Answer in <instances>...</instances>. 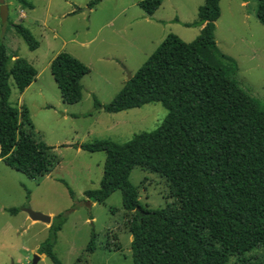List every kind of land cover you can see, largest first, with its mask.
<instances>
[{
	"label": "trees",
	"instance_id": "16d2710c",
	"mask_svg": "<svg viewBox=\"0 0 264 264\" xmlns=\"http://www.w3.org/2000/svg\"><path fill=\"white\" fill-rule=\"evenodd\" d=\"M18 1L34 8L27 0ZM100 1H91L90 7ZM221 1L206 0L199 20L186 24L204 26L194 41L168 35L111 103L94 97L95 108L107 113L160 103L168 111L162 124L125 143L103 139L77 145L106 153L99 189L85 193L89 200L105 203L121 191L124 210L134 213L128 225L132 264H229L232 258L239 264H264L248 256L264 249V105L240 86L236 60L219 50L215 31ZM256 1L257 18L264 24V0ZM163 2L144 0L140 7L153 16ZM14 27L31 51L39 49L29 28ZM50 69L64 103H80L90 69L67 52L59 53ZM38 74L0 40V158L30 179L53 170L54 148L32 135L25 110L11 101V80L23 93ZM136 168L164 178L174 203L144 206L130 181ZM8 211L17 214L19 209ZM65 222L64 214L54 217L38 251L54 264H63L54 246ZM95 237L88 252L96 250Z\"/></svg>",
	"mask_w": 264,
	"mask_h": 264
},
{
	"label": "rangeland",
	"instance_id": "374dc122",
	"mask_svg": "<svg viewBox=\"0 0 264 264\" xmlns=\"http://www.w3.org/2000/svg\"><path fill=\"white\" fill-rule=\"evenodd\" d=\"M27 1L33 9L18 0H7L9 19L4 23L0 17V40L10 55L28 60L38 72L44 70L23 97L24 107L18 105L19 92L11 80V101L25 110L34 138L54 148L56 165L49 175L30 179L0 160V264H21L26 255L32 262L36 253L24 249H35L48 237L41 225L27 224V209L66 217L54 246L63 264H132L128 225L134 213L124 210L121 191L105 203L89 200L85 193L99 189L106 153L79 150L77 145L103 139L125 143L162 124L168 111L160 103L107 113L95 108L94 97L102 104L111 103L129 75L144 65L168 35L175 34L187 43L194 41L200 27L186 24L199 20V9L206 0H164L152 17L140 7L144 0H102L92 14L87 11L76 17L62 16L70 9L66 0H53L51 9L50 0ZM220 6L222 14L215 31L219 50L236 60L240 86L264 105V24L257 18L258 2L223 0ZM74 8L77 12L84 9L79 4ZM22 13L26 18H21ZM16 24L31 30L40 43L38 50L29 49L16 32ZM58 52L70 53L91 71L83 78V99L76 105L64 103L51 73L49 62ZM45 104L53 107L46 109ZM65 109L76 117L63 119ZM23 122L28 125L26 119ZM130 181L144 206L159 209L174 203L168 182L158 174L136 168ZM4 208H18L19 213L14 216ZM93 235L96 250L88 252ZM248 256L264 261V249ZM39 264L54 262L45 257ZM229 264L239 263L232 258Z\"/></svg>",
	"mask_w": 264,
	"mask_h": 264
},
{
	"label": "crops",
	"instance_id": "0c3cea01",
	"mask_svg": "<svg viewBox=\"0 0 264 264\" xmlns=\"http://www.w3.org/2000/svg\"><path fill=\"white\" fill-rule=\"evenodd\" d=\"M91 0H85L83 3H77V1H75V0H66V3L67 4H69L70 5V9H67V10H65L64 12H63V14H62V16L63 17H69V16H72V17H76V16H78V15H83V13H86L87 11H89V13L90 14H92L93 12H94V7L96 6H94V7H90V4H91V2H90ZM93 1V0H92ZM102 2V0L100 1V3ZM222 2V1H221ZM78 4H79V6L81 7L82 6V8H84V9H81L82 11L81 12H77V10H75V6H78ZM243 4H246V2H244ZM52 5H53V0H50L49 1V5H48V9H51L52 8ZM90 7V8H89ZM87 8V9H86ZM77 13H80V14H77ZM154 16V15H153ZM22 17H24V18H26V15L24 14V13H22V15H21V18ZM148 17H152V16H149L148 15ZM24 18H22V19H24ZM204 28V26H200V30H202ZM160 46V45H159ZM59 54V52L52 58V60L49 62V66L51 67V63H52V61L55 59V57L57 56ZM17 55V54H16ZM18 56V55H17ZM20 57V56H19ZM39 74H38V76H37V79L23 92V93H20L19 91V100H18V105H19V107L21 106H23L24 107V105H23V103H24V99H23V97L38 83V81L40 80V78H41V76L43 75V73H44V70L43 71H39L38 72ZM14 95V93L12 94V96ZM53 106L51 105V104H45L44 105V108H46V109H48V108H52ZM61 117L63 118V119H67V118H69V117H73V118H75L76 117V115L75 114H71V113H69L68 112V110L67 109H65V110H63L62 111V115H61ZM78 149L80 150V148L78 147ZM0 160L2 161V162H4L3 161V159H1L0 158ZM52 172V171H51ZM50 172V173H51ZM49 173V174H50ZM49 174H47V175H49ZM42 178V177H41ZM9 209H13V208H4V211L5 210H9ZM9 212V211H8ZM10 213V212H9ZM19 213V212H18ZM18 213L17 214H12V213H10V214H12V215H14V216H17L18 215ZM51 215H52V218L54 219V217H56L55 215H54V213H50ZM25 221H27V224H30V225H32V226H38V225H41V227H42V229L43 230H47L48 231V235H49V230H50V227H51V224H47V223H43V222H38V221H30V217H29V215L27 214V216L25 217V219H24ZM52 222H53V220H52ZM39 248H40V245H37V247L35 248V249H24L26 252H30V253H36V254H39L38 253V251H39ZM40 255V257H41V260L40 261H42V260H44L45 259V257H47L46 255H41V254H39ZM11 257V256H10ZM48 258V257H47ZM30 258L28 257V255H26L25 257H24V259L23 260H20V263L21 264H30Z\"/></svg>",
	"mask_w": 264,
	"mask_h": 264
},
{
	"label": "water",
	"instance_id": "95a60500",
	"mask_svg": "<svg viewBox=\"0 0 264 264\" xmlns=\"http://www.w3.org/2000/svg\"><path fill=\"white\" fill-rule=\"evenodd\" d=\"M0 17L4 23H6L9 19V5L7 4V0H0ZM131 78L132 75H129L128 80H130ZM26 212L30 217V221H38L47 224L52 223L53 218L50 215H46L41 212L34 211L32 209H27ZM40 260H41L40 255L35 254L31 264H39ZM12 264H16V263L12 262Z\"/></svg>",
	"mask_w": 264,
	"mask_h": 264
}]
</instances>
